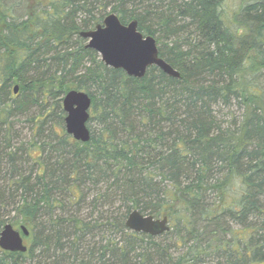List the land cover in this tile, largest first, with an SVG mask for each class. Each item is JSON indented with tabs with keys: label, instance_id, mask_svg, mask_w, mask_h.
Instances as JSON below:
<instances>
[{
	"label": "trees",
	"instance_id": "obj_1",
	"mask_svg": "<svg viewBox=\"0 0 264 264\" xmlns=\"http://www.w3.org/2000/svg\"><path fill=\"white\" fill-rule=\"evenodd\" d=\"M6 1L0 230L24 225L29 236L23 254L0 249V264H264V0H241L229 14L223 0H26L20 18ZM107 7L143 35L176 38L156 42L181 78L105 66L79 32ZM71 89L91 98L88 142L64 129L59 103ZM233 102L240 114L217 119L214 107ZM31 107L30 139L18 140L13 120ZM236 174L247 190L233 202ZM134 209L167 216L169 231H130ZM9 211L18 221L6 220Z\"/></svg>",
	"mask_w": 264,
	"mask_h": 264
},
{
	"label": "water",
	"instance_id": "obj_2",
	"mask_svg": "<svg viewBox=\"0 0 264 264\" xmlns=\"http://www.w3.org/2000/svg\"><path fill=\"white\" fill-rule=\"evenodd\" d=\"M79 35L87 40L86 47L95 51L105 66L121 69L129 77L141 79L148 68L155 66L169 77L181 78V74L159 56L156 39L138 30L136 20L122 24L116 14L108 13L101 23L79 32ZM17 91L18 86L14 85L13 93ZM61 107L66 133L76 141L88 142L90 96L86 92L71 89L64 94ZM125 226L132 232L152 237L160 236L170 229L167 216L144 215L136 209L127 215ZM27 236L29 231L24 225L16 229L10 223H5L0 230V249L24 253L28 249L24 243Z\"/></svg>",
	"mask_w": 264,
	"mask_h": 264
},
{
	"label": "rangeland",
	"instance_id": "obj_3",
	"mask_svg": "<svg viewBox=\"0 0 264 264\" xmlns=\"http://www.w3.org/2000/svg\"><path fill=\"white\" fill-rule=\"evenodd\" d=\"M6 4L11 9L13 17L20 18V17H22V15H24V11H25L24 5L26 4V0H23V1L22 0H8V1H6ZM240 4H241V0H223L222 6H223V9L225 10V12L229 14V13H233L234 11H236L239 8ZM109 10H110V8L107 7L105 13H108ZM181 22L182 21H180V23ZM186 32L192 33L193 28H189L188 30L184 31L183 33L182 32L179 33L178 37H179L180 41H183V38L187 35ZM154 37H155L156 41L160 38V42H164L165 44H171L176 39V38L171 37V36H169V37L164 36V34H161V32H159V31H158V33L155 34ZM83 40H84L83 44H86L87 40L86 39H83ZM158 45H160L159 42H158ZM257 82L260 85H264V74L262 75V77L259 78V81L257 80ZM49 103L53 104L54 100L49 99ZM59 104L61 107V102ZM214 109H215V115H216L217 119H219L220 121H224L226 123H228V121L230 120V118L233 115L238 116L240 114V109L237 107V105L234 102L231 106H228V107L216 106V107H214ZM61 110H62V107H61ZM35 111H36V108L31 107L28 110H26L24 113L15 116V118L13 120L14 126H15L13 135H18V140L20 139L22 141H26V140L30 139L31 127H30V123L28 121V118ZM18 140H15V142H17ZM1 150H2V148L0 146V183H2V177L5 174V169H3L4 168L3 158L1 156V155H3V153H1ZM91 209L92 208H91L89 201H86L83 204V207L80 209V213L82 215L88 214L89 212H91ZM71 210L72 209H70V211ZM5 211H6V209L0 210V214H4ZM92 212H94V214L97 213L96 208H95V210H92ZM6 220H8V222H12L15 220L18 221V217L14 216L12 211H9V215L6 217ZM106 236L112 237L111 234H105V237ZM99 238H100V235L94 237L95 240H97ZM24 243L27 244L26 241H24ZM37 253H38V251L35 252V255ZM24 260H26V261L23 264H34V262H28V260H36V258H32V259L26 258Z\"/></svg>",
	"mask_w": 264,
	"mask_h": 264
},
{
	"label": "clouds",
	"instance_id": "obj_4",
	"mask_svg": "<svg viewBox=\"0 0 264 264\" xmlns=\"http://www.w3.org/2000/svg\"><path fill=\"white\" fill-rule=\"evenodd\" d=\"M246 190L247 186L244 182V178L241 175L236 174L232 178V183L228 188L227 196L230 201L237 202L242 199Z\"/></svg>",
	"mask_w": 264,
	"mask_h": 264
},
{
	"label": "bare ground",
	"instance_id": "obj_5",
	"mask_svg": "<svg viewBox=\"0 0 264 264\" xmlns=\"http://www.w3.org/2000/svg\"><path fill=\"white\" fill-rule=\"evenodd\" d=\"M162 58V57H161ZM177 79H179V78H177ZM25 253V252H24ZM21 254H23L22 252H21Z\"/></svg>",
	"mask_w": 264,
	"mask_h": 264
}]
</instances>
